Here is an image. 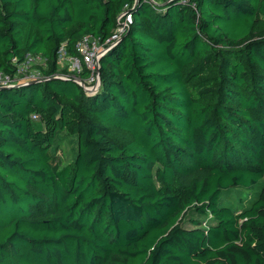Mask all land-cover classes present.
<instances>
[{
	"label": "trees",
	"instance_id": "16d2710c",
	"mask_svg": "<svg viewBox=\"0 0 264 264\" xmlns=\"http://www.w3.org/2000/svg\"><path fill=\"white\" fill-rule=\"evenodd\" d=\"M128 15L87 95L60 49ZM27 55L43 78L0 88V264H264V0H0V74Z\"/></svg>",
	"mask_w": 264,
	"mask_h": 264
},
{
	"label": "built area",
	"instance_id": "2783aa9c",
	"mask_svg": "<svg viewBox=\"0 0 264 264\" xmlns=\"http://www.w3.org/2000/svg\"><path fill=\"white\" fill-rule=\"evenodd\" d=\"M154 2H163L168 0H153ZM185 3V1H182ZM126 15L124 14L123 17ZM120 21V19H119ZM131 23V15H128L122 22L116 35L106 42L100 39L88 36L83 38L77 45L78 55H68L64 46L59 51L60 64L67 63L70 72L73 73V79L79 86H81L87 95L96 94L101 86L99 78L100 60L102 57L113 47L116 41H119L120 34L124 31L125 27ZM17 64V73L13 78L0 74V88L12 86L18 82H34L41 80L43 76L40 74L37 66H44L46 60L40 56L27 55L24 62ZM87 71L89 76L84 78L83 73ZM58 78L67 79L68 76H60ZM33 119H38L33 116Z\"/></svg>",
	"mask_w": 264,
	"mask_h": 264
},
{
	"label": "rangeland",
	"instance_id": "374dc122",
	"mask_svg": "<svg viewBox=\"0 0 264 264\" xmlns=\"http://www.w3.org/2000/svg\"><path fill=\"white\" fill-rule=\"evenodd\" d=\"M63 69H66L67 71L70 72L69 65L67 63H63V62L61 63L60 70H63ZM70 75L73 77L72 72H70ZM74 149H75L74 142L71 141L67 135H60L59 142L57 146H54L52 151L58 160H60L63 164L67 165L73 161ZM232 201H233V204H235V206H239L241 209L243 208L241 205L236 204L237 199H234Z\"/></svg>",
	"mask_w": 264,
	"mask_h": 264
}]
</instances>
